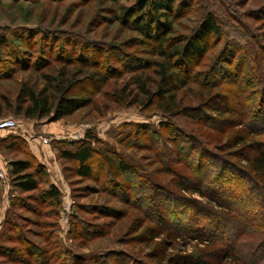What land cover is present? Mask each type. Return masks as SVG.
<instances>
[{
    "label": "rangeland",
    "instance_id": "1",
    "mask_svg": "<svg viewBox=\"0 0 264 264\" xmlns=\"http://www.w3.org/2000/svg\"><path fill=\"white\" fill-rule=\"evenodd\" d=\"M132 6L133 2L115 4L112 0H0V39L7 40L5 46H0V120L12 119L16 123L14 131H0V139L18 137L44 175V183L37 190L19 192L9 169L11 162L27 161L25 149H21L22 144L10 151L0 149V264L40 263L37 261L46 256L44 243L49 233L62 250L88 263L99 258L109 261L106 264H145L162 257L165 264H216L222 250L231 254L224 246L217 244L210 248L198 244L191 236L176 241L169 236H157L158 227L183 233L172 224L160 223L157 217L161 215L167 220V211L162 208L165 199L171 211L179 207V212L188 216L192 211L188 205H207V200L199 195L178 191L175 182L180 177L195 180L191 174L195 170L211 182L227 163L242 170L244 163L238 158L246 154L249 144L236 145V141L245 139L248 130L251 134L264 132L259 123H253L256 119L253 109L258 104L254 102L251 109H243L235 101L237 87L232 84L234 66L244 55L242 65L246 73L249 68L256 70L252 64L248 67L246 61L260 55L258 48H264V0H179L176 7L180 10L167 23L172 30L169 37L178 41L189 39L207 14L220 24L222 35L220 40L210 38L205 59L185 73L186 85L176 92V102L184 115L174 117L152 111L156 98L144 106L139 100L133 78L143 74L147 87L155 90L158 78L152 62L157 59L152 49L155 42L139 36L135 28L139 21L127 16ZM29 31L35 33L27 36ZM232 43L242 49L238 58L224 49ZM97 44L99 48L94 47ZM17 53H21L20 64L16 62L18 58L13 59ZM40 54L42 64L37 62ZM219 65L223 67L221 71ZM256 73L261 77L259 83L264 85V72L257 68ZM60 74L71 80V89L64 96L78 100L81 105L74 114L55 122L48 118L25 120L15 115V107L27 99L21 95L25 87L51 96L53 91L45 77L57 79ZM98 75L106 78V83L95 80ZM236 78L237 84L243 82L242 74ZM222 81L227 85L213 90L220 89L227 106L201 97L204 87ZM259 99L260 96H255L252 101ZM214 106L228 108L230 114L217 117L209 110ZM198 111H202V119L185 116H195ZM242 115L248 116L245 125L235 124V119ZM227 118L231 120L223 122ZM207 121L215 123L209 125ZM129 125L141 126L143 133L133 137ZM86 134L93 137L94 149L115 152L149 185L163 191L156 197L149 196L156 205L155 213L151 212L150 204L141 210L135 198L125 199V192L121 195L117 187H111L120 184L110 181L108 165L98 154L94 156L90 180L76 176L74 164L60 158V153L69 149L66 143L82 141ZM249 139L264 143L262 135L252 134ZM224 170L235 175L230 168ZM49 185L60 193V210L54 216L53 208L38 202L39 194L48 190ZM207 192L223 201L209 189ZM129 195L133 197L134 193ZM143 203L144 199L140 201ZM245 205L242 207L245 213L263 207L257 203L253 207ZM211 209L221 211L213 205ZM198 211L195 209L200 216L202 213ZM81 223L89 225L87 238L82 236ZM258 233L259 230L252 231L250 240ZM4 250H16L18 255L9 256ZM206 251L217 253L214 257L204 256L202 253ZM43 264L67 262L47 260ZM222 264L243 263L238 259Z\"/></svg>",
    "mask_w": 264,
    "mask_h": 264
},
{
    "label": "trees",
    "instance_id": "2",
    "mask_svg": "<svg viewBox=\"0 0 264 264\" xmlns=\"http://www.w3.org/2000/svg\"><path fill=\"white\" fill-rule=\"evenodd\" d=\"M112 1L115 4L119 2H133L132 8L127 11V16H130L129 18L131 20L139 21V24L135 26L139 36L149 42H155V46L152 48L154 50L153 55L157 59V61L152 62V66H154L158 78L155 90H151L147 87V81L143 74H137L133 78L135 86L139 90L138 96L140 97L139 100L142 106L151 104L152 100L156 98L158 101L152 111L169 117L183 114L181 106L176 102V92L186 85L184 75L188 72L189 68L205 59L208 51L207 42L210 38L217 37L220 40L222 35L220 24L211 14H207L198 29L194 31L189 39L178 41L169 37L172 30L168 27L167 23L169 17L180 10L176 7L179 0ZM34 33V31H29V33L27 32V36L33 35ZM6 44L7 40L5 38L0 39V46H5ZM94 47L99 48V45L97 44ZM224 49H227V54H231L233 58H238V52L242 51V49L237 47L234 43L227 45V47L225 46ZM247 52L250 51H246V54ZM258 52L260 55H253L251 57L253 59L250 61L247 60L246 65L249 67V65L252 64L256 70L258 68L259 70L262 69L264 72V48H258ZM20 54L21 53H17L16 57L13 55L14 60L18 58L16 61L18 64H20ZM40 57L41 54L38 55L37 58L39 60L37 62L42 64L43 60ZM117 59L120 60V58ZM241 59L242 60L234 66L236 74L232 77V84L237 87L235 101L237 100V103L239 102V104H242L243 109H251L253 103L256 102L255 105L258 104V108H252L254 110L253 113H255L254 116H256V119H253V123H259L258 125L261 126V129H264V85L259 83L261 77L256 73V70H251L254 68H249V71L246 73L244 69L245 66L242 65V61L246 60V56L244 55V58ZM256 60H258V62ZM124 61H122L123 64L125 63ZM228 62H231V60ZM217 63H219V61ZM256 63H259V66H257ZM219 66L221 67V65ZM221 69H223V67L219 70L221 71ZM225 71L226 70H224V73ZM238 74H242V78L244 79H242L243 82L240 81L237 84L236 79L238 78L236 77ZM220 76L231 77V75L228 74H220ZM45 79H47V86L53 91L52 95L35 92L30 86L25 87L21 95L27 99L19 102L15 107L16 116L25 120H43L48 118L50 122H55L71 116L81 107L78 100L64 96L71 89V80L67 78L65 74H60V77L57 79L47 77H45ZM98 79L102 83H106L107 81L106 78L100 77V75L95 77V80ZM208 79L211 78L208 77ZM219 83L220 84H210L208 87H204L203 84L200 83L202 87H204V90H201V97L210 98L211 101L217 100L222 107L224 105L227 106L226 99H224L225 97L219 93L220 89L213 90L219 86L222 87L223 85H227L225 81ZM255 96H260V99L252 101ZM209 110L217 117L221 118L230 114L228 108L214 106ZM185 116L191 120L202 119V111L196 112L195 116L187 114H185ZM246 117L248 116H239L238 119H235L234 123L244 126ZM2 120L6 119L3 118L0 121ZM229 120L231 119L227 118V121L223 122H228ZM214 123L215 121H207L209 125H214ZM166 126L172 129V126ZM141 128L142 127L138 125H129V129H131L132 135L135 138H138L140 132L143 133V131L140 130ZM248 131L250 134L248 133L245 139L236 141V145L243 142L249 144L246 154L238 158L240 162L244 163L242 168L240 166L242 170L234 168L233 166L231 167L229 163H227L228 165L226 164L220 167L219 173L211 182L204 180L205 178H201L196 170L191 173L195 180H190V177L186 179L180 177V179L175 182L174 185L178 191L184 194L199 195L207 200V205H188L192 210L190 216H188L183 211L180 213L179 207L174 206L176 209L172 208L174 211H171V207H169V204H166L167 200L165 199V205H163L162 208L167 211V222L165 221V217L161 215L158 216L157 219L162 224H172L176 231L183 233H177L173 232L174 230L172 229L158 227L159 233L157 236H169L174 241L191 236L194 237V240L198 241V244H205L210 248L219 244L220 246H224V248L230 249L231 254L225 253V250H222L220 258L216 260V264H222L225 260L236 262L238 259L241 260L243 264H264V143L249 139L252 134L262 135L264 137V132H255L251 134V130ZM92 140L93 137L90 134H86L82 141L66 143L69 149L62 151L60 153V158L74 164L76 176L84 180H90L94 172V156L98 154L101 161L108 165V177L110 181L120 184L117 186L113 184L114 186L111 185V187L113 189L117 187L121 195L125 192V194H123V198L125 199L129 197L132 199L135 198L134 201L141 210L145 209L144 207H148L150 204L152 209L151 212L155 213L156 211L154 212V209L156 210V205L149 196L151 194L153 197H156L159 193H163V191L160 189L157 190L155 186L149 185V181L146 178L140 176L132 165L120 158L115 152L94 149L91 146ZM18 147L25 149L23 152L25 153L27 161L17 163L11 162L9 174L10 177H12V181L15 182V187L19 192H33L44 183L43 169L38 167L35 161L31 159L32 155L29 154L28 147H23V142H20L18 137L10 135L0 139L1 150L10 151ZM224 168H230L235 172V175L228 171L225 172ZM28 170L33 171L29 172ZM198 170L200 169L197 167V171ZM242 177L247 178L250 183L244 182ZM207 188L211 192L216 193L219 197H222L223 201L217 197H212V195L207 192ZM129 192L134 193V196L131 197L132 195H129ZM143 199L145 203L140 204V201ZM174 200L179 199L176 198ZM38 202L42 203L43 207L53 208L52 216H54L56 214L55 212H58V209L60 210L59 206L61 204L58 189L53 185H49L48 190L41 191L39 194ZM254 203L259 205L263 204V207H258L260 211L254 213H245L243 211L242 207L246 206L245 204H247L248 207H253ZM211 205L219 208L221 211H214L211 209ZM196 207L199 208V211ZM195 209L202 214H200V216L197 215ZM80 225V231L83 232L82 236L87 238V234L90 231L89 225L85 223H81ZM9 228L11 230L13 226L11 225ZM257 230H259L257 237L250 240V233ZM52 235V233H49L46 236L47 241L44 243L46 256L39 259L37 262H41L38 264H43L47 260L51 263V261L63 259H65L67 264H106L109 262L106 260L100 261L99 258H95L91 263H88L82 257H74L71 253L62 250L57 245ZM5 252H7L6 254L9 256L18 255L16 250H4V253ZM216 253L215 251H206L202 254L204 256L209 254L210 257H214ZM25 254L27 255V253ZM112 256L116 257L115 254ZM121 256L122 255H120V257ZM23 259H26V257ZM163 262V258L160 257L159 259L145 262V264H165Z\"/></svg>",
    "mask_w": 264,
    "mask_h": 264
},
{
    "label": "built area",
    "instance_id": "3",
    "mask_svg": "<svg viewBox=\"0 0 264 264\" xmlns=\"http://www.w3.org/2000/svg\"><path fill=\"white\" fill-rule=\"evenodd\" d=\"M16 129V123L12 119H6L0 121V131H14Z\"/></svg>",
    "mask_w": 264,
    "mask_h": 264
},
{
    "label": "crops",
    "instance_id": "4",
    "mask_svg": "<svg viewBox=\"0 0 264 264\" xmlns=\"http://www.w3.org/2000/svg\"><path fill=\"white\" fill-rule=\"evenodd\" d=\"M2 132H4V131H2ZM7 133H10L9 131H7Z\"/></svg>",
    "mask_w": 264,
    "mask_h": 264
}]
</instances>
